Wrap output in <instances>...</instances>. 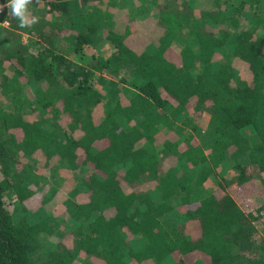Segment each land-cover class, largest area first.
I'll use <instances>...</instances> for the list:
<instances>
[{
    "label": "trees",
    "instance_id": "trees-1",
    "mask_svg": "<svg viewBox=\"0 0 264 264\" xmlns=\"http://www.w3.org/2000/svg\"><path fill=\"white\" fill-rule=\"evenodd\" d=\"M102 1L0 31V264H264V0Z\"/></svg>",
    "mask_w": 264,
    "mask_h": 264
},
{
    "label": "clouds",
    "instance_id": "clouds-1",
    "mask_svg": "<svg viewBox=\"0 0 264 264\" xmlns=\"http://www.w3.org/2000/svg\"><path fill=\"white\" fill-rule=\"evenodd\" d=\"M31 0H0V14H4V9L7 8V16L10 15L19 21V27L24 28L29 26L28 19V5ZM8 21L5 20L3 25H7Z\"/></svg>",
    "mask_w": 264,
    "mask_h": 264
},
{
    "label": "rangeland",
    "instance_id": "rangeland-1",
    "mask_svg": "<svg viewBox=\"0 0 264 264\" xmlns=\"http://www.w3.org/2000/svg\"><path fill=\"white\" fill-rule=\"evenodd\" d=\"M110 0H103L102 1V4H100L101 6H105V7H107V5H108V2H109ZM25 41L27 42V38L25 39ZM68 52V51H67ZM67 52H65V53H67ZM75 60V59H74ZM241 75L243 76V77H247L248 75H247V73H246V71H243L242 73H241ZM68 174H62L57 180H58V182H59V184H61V183H64V180L66 179V178H68ZM247 195V194H246ZM246 195H244V198H247V196ZM259 198H260V196L258 195V193H250V195H249V198H247V199H250L251 201H253V203L255 204V203H258V201H259ZM60 203H61V198H58L57 199V202H54L53 204H52V208L50 207V209L52 210V211H50V210H48L49 212H57V210H58V207L60 206ZM10 208H11V210H14V212H17V209L16 208H12V205H10Z\"/></svg>",
    "mask_w": 264,
    "mask_h": 264
},
{
    "label": "built area",
    "instance_id": "built-area-1",
    "mask_svg": "<svg viewBox=\"0 0 264 264\" xmlns=\"http://www.w3.org/2000/svg\"><path fill=\"white\" fill-rule=\"evenodd\" d=\"M8 9L5 8L4 9V14H0V23H3L5 20L8 21L7 25H3V24H0V31L2 29H8L10 28V19H9V15L7 16V11Z\"/></svg>",
    "mask_w": 264,
    "mask_h": 264
}]
</instances>
